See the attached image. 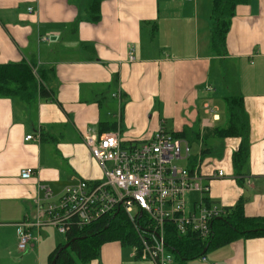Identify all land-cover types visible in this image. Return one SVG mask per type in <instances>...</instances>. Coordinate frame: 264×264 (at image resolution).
<instances>
[{
	"label": "crops",
	"instance_id": "crops-1",
	"mask_svg": "<svg viewBox=\"0 0 264 264\" xmlns=\"http://www.w3.org/2000/svg\"><path fill=\"white\" fill-rule=\"evenodd\" d=\"M89 1L0 0V64L27 61L54 69L52 99L32 100L36 114L22 112L26 102L0 98V264L49 261L57 244L43 238L49 226L34 229L35 239L21 251L18 224L44 219L43 186L57 202L78 179L99 180L102 167L84 142L90 132L118 133L127 143L147 140L169 120L175 132L198 127L208 134L205 147H223L221 162L203 165L205 175L217 168L227 174L210 182L208 198L223 207L243 200L248 216H264V0L237 7L220 52L211 46L212 14L205 18L201 0H103L99 22L90 18ZM218 60H229L234 70V91L222 87L221 95L212 82L218 77L221 86L224 78L220 66L215 69ZM230 95L244 97L250 124V159L241 180L228 176L241 138L209 133L227 125L218 99L226 104ZM31 134L35 139L26 140ZM28 167L34 174L22 179ZM206 257L187 264H264V236L236 239ZM89 264L155 263L109 241Z\"/></svg>",
	"mask_w": 264,
	"mask_h": 264
},
{
	"label": "built area",
	"instance_id": "built-area-1",
	"mask_svg": "<svg viewBox=\"0 0 264 264\" xmlns=\"http://www.w3.org/2000/svg\"><path fill=\"white\" fill-rule=\"evenodd\" d=\"M134 52L135 47L131 46V61L135 60ZM206 109L214 118L217 116L211 105H206ZM33 139V134L26 137V140ZM84 142L100 163L104 179H78L64 188L57 202L52 201L51 188L43 186L48 200L45 217L39 221L28 217L18 224L21 251L35 239L34 229L53 226L66 235L120 210L139 235L140 248H132L133 256L141 260L155 264L173 261V254L165 243L168 223L182 235L193 232L204 239L210 237L213 221L225 212V207L208 198L210 182L227 174L217 168L205 175L204 163L195 167L175 165V159H191L188 141L174 138L161 127L152 138L140 142L124 143L120 135L113 132L100 136L90 132ZM33 174L32 167L20 172L22 179H30ZM194 191L199 193V198L190 207L188 196ZM201 258L207 261L206 256Z\"/></svg>",
	"mask_w": 264,
	"mask_h": 264
},
{
	"label": "trees",
	"instance_id": "trees-1",
	"mask_svg": "<svg viewBox=\"0 0 264 264\" xmlns=\"http://www.w3.org/2000/svg\"><path fill=\"white\" fill-rule=\"evenodd\" d=\"M213 30L211 46L217 52L225 44L230 29L231 20L240 4H248L251 0H212ZM103 0H90L87 10L94 22L101 20V4ZM54 75L52 67L38 69L32 62L0 64V98H16L29 103L36 97L52 99V90L48 87L49 77ZM228 123L226 126L216 127L211 132L219 139L227 137L241 138L238 149L232 155L233 168L238 179L244 175L245 167L250 159L251 139L250 124L245 111L244 97L230 95L225 97ZM199 126V125H197ZM115 127V124L111 126ZM177 139L189 143L204 141L207 135L197 127H185L181 131L172 133ZM135 142V141H131ZM219 149V151H216ZM216 152L222 155L223 147L201 148V157L193 158V167L203 163L206 155ZM241 180V179H240ZM165 243L167 250L173 254L178 264L207 255L210 250L226 245L239 238L264 236V216H248L245 203L240 200L235 206L225 207V212L213 221L210 237L204 239L196 233L182 235L173 224L166 225ZM66 243L57 258L56 264H89L101 255V247L109 241H120L125 247L138 246L140 239L137 231L128 222L121 210L113 216H103L82 229L75 228L65 235ZM60 243L51 252L49 264H52L59 250L66 244Z\"/></svg>",
	"mask_w": 264,
	"mask_h": 264
},
{
	"label": "rangeland",
	"instance_id": "rangeland-1",
	"mask_svg": "<svg viewBox=\"0 0 264 264\" xmlns=\"http://www.w3.org/2000/svg\"><path fill=\"white\" fill-rule=\"evenodd\" d=\"M201 2L205 4V18H206L207 15L210 16V14H212L213 3H212V0H201ZM207 6H208V10L206 9ZM209 21L213 25L212 18ZM206 25H207V20H205V28H206ZM212 30H213V28H212ZM206 36H207V31L205 30V37ZM214 65H215V69H216L217 66H220V68H218L220 70V72L222 73V75H220V76L224 75V78H223V80H221V83H220L221 86L217 85V84H219L218 77L216 78V81H212L213 84L218 89V94L221 95V92H222V89H223L222 87H224L226 91H230V92L234 91V89L232 88V87H234L233 86V84H234L233 83V81H234V70H233V66H232L231 62L229 60H218V61H215ZM215 82H216V84H215ZM218 100L220 101V104H221L222 109L224 111L223 115H224V117L226 116V119L228 120V117H227L228 112L226 111L227 110V105L224 103V101L221 100V98L218 99ZM34 102L35 101H32L31 103H23L22 104V106H23L22 112L25 113L26 115H29V116L32 115L33 113L36 114V108H35V103ZM202 105H203V100L201 101V104L199 105V109L201 111V117L204 118L205 115L203 113ZM161 106H163V104L158 103L157 110L160 109ZM19 109H20V107H19ZM225 113H226V115H225ZM148 120L149 121L152 120L151 114L148 115ZM164 128L170 134L175 132L172 120H169V121L165 122L164 123ZM150 138H152V137H150ZM150 138H148V139H150ZM203 146H205V140L204 141H192V142H190L191 159L190 158L189 159H184V158L183 159H175L173 161V163L175 165H177L178 167H190V164H191L190 161L193 158L201 157V148ZM183 150H184V148H183ZM216 151H219V149H216ZM219 152H221V151H219ZM223 157H224L223 152H222V155H220V154H218V153H216L214 151L212 154L206 155V157L203 158V163L205 165V162L210 160L212 162V164H215V162H218V161L221 162ZM61 161L65 164V159H61ZM108 167H110V165H108ZM101 172H102V174H101V177L99 178L100 180L104 179L103 171H101ZM236 175H237L236 172H233L231 175L229 174L228 176H232L234 178ZM240 187L241 188H245L244 186H242V184H240ZM245 190H247V189L245 188ZM198 198H199V193L195 192V191L192 192L188 196L189 206L192 207L193 201L197 200ZM217 204L221 206L220 203H217ZM45 231H46L47 235L44 236L43 238L47 239V237H48L47 241L50 240L51 242H56L57 244H56L55 248L60 243H66V240H67L66 236L64 234L60 233L55 227L49 226V227H47L45 229ZM130 248L131 247H125V249L128 250V251H131L132 248L131 249ZM172 258H173V261L170 262L169 264H178V261L176 260V258L173 255H172ZM196 260L202 261V258H198ZM46 264H49L48 260H47Z\"/></svg>",
	"mask_w": 264,
	"mask_h": 264
},
{
	"label": "water",
	"instance_id": "water-1",
	"mask_svg": "<svg viewBox=\"0 0 264 264\" xmlns=\"http://www.w3.org/2000/svg\"><path fill=\"white\" fill-rule=\"evenodd\" d=\"M70 246V242L66 243L58 252V254L56 255L55 259L53 260L52 264H56L57 258L59 256V253L64 249Z\"/></svg>",
	"mask_w": 264,
	"mask_h": 264
}]
</instances>
